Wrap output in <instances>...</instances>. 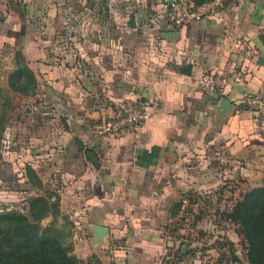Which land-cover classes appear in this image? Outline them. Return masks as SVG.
I'll list each match as a JSON object with an SVG mask.
<instances>
[{
    "label": "crops",
    "instance_id": "0c3cea01",
    "mask_svg": "<svg viewBox=\"0 0 264 264\" xmlns=\"http://www.w3.org/2000/svg\"><path fill=\"white\" fill-rule=\"evenodd\" d=\"M170 1L0 3L1 43L22 53L37 81L34 117L11 126L1 156L0 203L19 208L42 195L33 170L59 196L82 264H161L182 195L219 185L226 154L264 147L249 107L264 98V3L233 0L175 26ZM208 77L220 85L203 88ZM124 100L142 102L148 119L96 134L99 115Z\"/></svg>",
    "mask_w": 264,
    "mask_h": 264
},
{
    "label": "rangeland",
    "instance_id": "374dc122",
    "mask_svg": "<svg viewBox=\"0 0 264 264\" xmlns=\"http://www.w3.org/2000/svg\"><path fill=\"white\" fill-rule=\"evenodd\" d=\"M17 1L7 0V4ZM3 14L0 9V21ZM18 54L22 56L20 59ZM18 63H26L22 53L14 52L0 40V160L9 151L11 126L17 127L16 121L34 117L31 96L11 90L13 83L22 85L25 80L28 82V77L25 79L22 72L16 71ZM255 105L257 109L254 110ZM255 105L249 107L264 135V98L257 100ZM21 124L23 128L25 124ZM219 165L224 166L220 171L219 185L192 189L183 194L177 203L170 223L171 232L176 233L174 249L164 252L161 264H251L241 220L232 216L239 204L247 200L250 211L255 198L264 188V147H257L235 160L226 154ZM0 206L1 212L13 208L9 203H0ZM51 223V220L41 222L42 226ZM52 224L61 228L62 222ZM31 243H27L28 247Z\"/></svg>",
    "mask_w": 264,
    "mask_h": 264
},
{
    "label": "trees",
    "instance_id": "16d2710c",
    "mask_svg": "<svg viewBox=\"0 0 264 264\" xmlns=\"http://www.w3.org/2000/svg\"><path fill=\"white\" fill-rule=\"evenodd\" d=\"M194 1L200 5L213 0ZM18 56L19 59L22 57ZM16 71L22 72L25 79L28 77V82L25 80L22 85L13 83L11 90L33 96L37 86L34 73L26 63H18ZM26 173L32 186L42 190L43 194L31 198L25 206L0 212V264H82L73 254V225L61 214L59 196L43 190L33 170L28 168ZM247 204L248 200L240 203L232 217L241 220L242 233L248 241L249 262L264 264V188L255 198L250 211ZM61 216L62 229L52 224ZM48 217L52 223L42 226L41 222ZM31 241L33 243L28 247L27 243Z\"/></svg>",
    "mask_w": 264,
    "mask_h": 264
},
{
    "label": "built area",
    "instance_id": "2783aa9c",
    "mask_svg": "<svg viewBox=\"0 0 264 264\" xmlns=\"http://www.w3.org/2000/svg\"><path fill=\"white\" fill-rule=\"evenodd\" d=\"M233 0H213L196 4L194 0H171L167 8V19L172 25L182 26L194 20L212 18ZM239 81L237 73L232 74ZM220 77H208L200 80L205 88L219 86ZM257 109L256 106L253 107ZM149 117L146 107L134 100H124L114 105L110 112L103 111L93 125V130L100 135H114L126 129H134L143 124Z\"/></svg>",
    "mask_w": 264,
    "mask_h": 264
},
{
    "label": "water",
    "instance_id": "95a60500",
    "mask_svg": "<svg viewBox=\"0 0 264 264\" xmlns=\"http://www.w3.org/2000/svg\"><path fill=\"white\" fill-rule=\"evenodd\" d=\"M261 2L262 3H264V0H261ZM142 105H143V103L142 102H140ZM229 106H231V104H230V102H228V100H226V99H221L220 101H219V103H218V107L223 111V110H225V111H227V109H228V107ZM97 232L98 233H102V231H103V228L102 227H100V226H97Z\"/></svg>",
    "mask_w": 264,
    "mask_h": 264
},
{
    "label": "clouds",
    "instance_id": "9594fccd",
    "mask_svg": "<svg viewBox=\"0 0 264 264\" xmlns=\"http://www.w3.org/2000/svg\"><path fill=\"white\" fill-rule=\"evenodd\" d=\"M241 2H243V0H241ZM0 39H2V38H0ZM178 98H179V97H178V95H177V100H178ZM121 255H122V254H121Z\"/></svg>",
    "mask_w": 264,
    "mask_h": 264
}]
</instances>
